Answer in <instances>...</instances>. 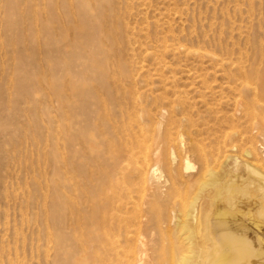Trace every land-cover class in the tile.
<instances>
[{
	"label": "bare ground",
	"instance_id": "obj_1",
	"mask_svg": "<svg viewBox=\"0 0 264 264\" xmlns=\"http://www.w3.org/2000/svg\"><path fill=\"white\" fill-rule=\"evenodd\" d=\"M43 1V90L82 178L51 195L55 264H264V59L211 58L222 82L187 72L183 90L127 3Z\"/></svg>",
	"mask_w": 264,
	"mask_h": 264
},
{
	"label": "rangeland",
	"instance_id": "obj_2",
	"mask_svg": "<svg viewBox=\"0 0 264 264\" xmlns=\"http://www.w3.org/2000/svg\"><path fill=\"white\" fill-rule=\"evenodd\" d=\"M114 1L127 3L131 7L127 10L137 15L132 20L127 15V22L150 27L146 45L151 48L161 40L170 52L162 57V67H150L149 74L157 69L163 80L173 76L180 88L188 84L183 83L187 72L205 76L213 87L222 82L221 73H217L221 69L210 63L211 58L229 65L242 58L251 67L263 62L264 0ZM43 3L0 0V264H55L58 231L51 219V197L62 186L63 175L82 182L80 175H73L76 167L62 133L69 123L60 121L54 98L43 90ZM163 13L172 18L160 22ZM143 80L142 85L150 83L147 75ZM194 96L189 94V100ZM234 154L241 156L239 148ZM181 192L186 198L190 195L189 190ZM215 202L222 207L221 201ZM258 246L264 250V240Z\"/></svg>",
	"mask_w": 264,
	"mask_h": 264
}]
</instances>
